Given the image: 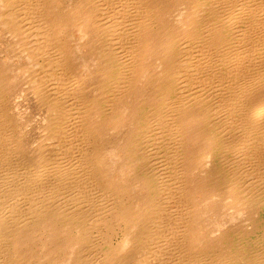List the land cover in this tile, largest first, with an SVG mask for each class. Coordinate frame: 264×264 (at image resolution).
I'll use <instances>...</instances> for the list:
<instances>
[{
	"label": "bare ground",
	"instance_id": "6f19581e",
	"mask_svg": "<svg viewBox=\"0 0 264 264\" xmlns=\"http://www.w3.org/2000/svg\"><path fill=\"white\" fill-rule=\"evenodd\" d=\"M74 2L82 15L0 0V32L53 106L27 153L0 89V264H20L21 232L42 224L78 232V264H264V0ZM67 26L100 64L88 86ZM141 74L149 88L128 101Z\"/></svg>",
	"mask_w": 264,
	"mask_h": 264
},
{
	"label": "rangeland",
	"instance_id": "374dc122",
	"mask_svg": "<svg viewBox=\"0 0 264 264\" xmlns=\"http://www.w3.org/2000/svg\"><path fill=\"white\" fill-rule=\"evenodd\" d=\"M56 5H61L62 7L66 6V8L71 6L77 16L78 11L81 15L83 12V8L78 7L74 0H56ZM77 20H80L79 17H77ZM78 30L79 27L68 28L67 26L61 31L60 38H62V41L70 42L71 49L76 50L74 53L75 61L78 64L84 63L90 69L86 76L81 77L84 86H88L91 83V77L93 75L90 71L99 69L100 64L94 60L90 53L87 52L85 54L86 49H89V47H81L86 43L85 39L81 38L79 35ZM17 45L18 44L14 43V39H11L8 35L4 36L0 32V72H2L0 73V89L2 90L3 97L7 101L8 108L11 107L16 116V120H18V122L22 125V128L18 129L19 132L16 131V133L20 134V131H23L25 139L28 136L26 143L23 146L27 148L28 153L31 152L32 149H30V147H33V145L44 144V139L47 137L49 132V117L53 111V106L46 102L45 99H43V96L39 94L35 87L31 84V75L33 73L32 71H27L26 68L27 65H30L29 58L27 59L26 55L19 53V51H17L18 53L16 52V48L18 47ZM146 75L147 74H141L140 76L137 75V80L133 83L132 96L128 101L133 102L135 100L134 91L138 94L141 87L149 88L150 78L146 77ZM139 95L141 94H138V96ZM14 107L16 111L14 110ZM120 109H117V112H119ZM93 113L96 116L91 115L92 122L101 126V130H103L105 132V136L108 137L106 140L112 138L111 134L115 133L117 129L114 130L111 124L100 122V118L97 116V114H100V110L95 109ZM18 115L21 117H18ZM24 115L25 117H22ZM129 127V120H127V123L118 125L117 128L119 136L122 132H126V129ZM119 136H117L115 141L118 140ZM106 142H102L103 145H105ZM111 142L113 144L108 147L109 150L112 152L113 150L119 151L120 145L115 144L114 140H111ZM121 150H123V148ZM120 152L121 151L118 153ZM116 161L117 163L122 162L117 158ZM127 165L128 164H126L125 171H123L121 175L124 178L123 180H125L130 187L129 189L134 191L139 187L135 186L136 184L133 178L130 179L131 172L127 169ZM130 180H132L133 183H131ZM196 196L197 195H195L197 202L202 198V200L209 204L207 201L211 200L210 196L207 194H205L204 197L203 195H200V198ZM206 203L204 205V209L208 211L210 208ZM141 207L139 208L141 209ZM203 233L209 235L210 239L216 238L215 236L219 234H214L215 236H212L208 229L203 230ZM77 238L78 232L75 229H70L68 227L60 228L57 224H42L39 227H29L24 232H21V235L19 236V242H21L23 252L17 260L20 264H78L74 261V248H76V245L78 244ZM127 243L126 247H129V249L132 250L135 244L132 241H129V239ZM58 247L63 248V253L60 257L56 256V253L59 251V249H57Z\"/></svg>",
	"mask_w": 264,
	"mask_h": 264
}]
</instances>
